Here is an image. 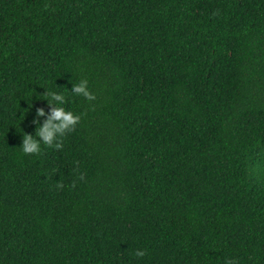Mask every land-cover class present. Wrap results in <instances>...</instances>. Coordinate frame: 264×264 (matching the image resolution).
Wrapping results in <instances>:
<instances>
[{
    "label": "trees",
    "instance_id": "16d2710c",
    "mask_svg": "<svg viewBox=\"0 0 264 264\" xmlns=\"http://www.w3.org/2000/svg\"><path fill=\"white\" fill-rule=\"evenodd\" d=\"M48 89L80 119L23 153ZM233 257L264 264V0H0V264Z\"/></svg>",
    "mask_w": 264,
    "mask_h": 264
},
{
    "label": "clouds",
    "instance_id": "9594fccd",
    "mask_svg": "<svg viewBox=\"0 0 264 264\" xmlns=\"http://www.w3.org/2000/svg\"><path fill=\"white\" fill-rule=\"evenodd\" d=\"M73 95L83 96L91 100L94 98L93 93L88 87L87 78H81L77 83L72 84L69 90ZM46 102L50 105L49 112L42 122L33 119L35 124L34 133L24 132L22 134L20 149L23 153H39L41 146H52L60 148V138L66 131H71L80 119V114L65 108V95L63 92L48 89L45 92ZM31 106V105H29ZM43 107L36 109V116H44ZM136 257H143L145 250L137 248L134 252ZM224 264H236V259L225 258Z\"/></svg>",
    "mask_w": 264,
    "mask_h": 264
}]
</instances>
